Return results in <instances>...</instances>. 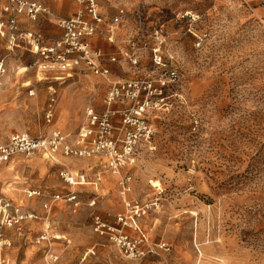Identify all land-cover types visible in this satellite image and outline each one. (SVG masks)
Returning <instances> with one entry per match:
<instances>
[{
  "label": "rangeland",
  "instance_id": "rangeland-1",
  "mask_svg": "<svg viewBox=\"0 0 264 264\" xmlns=\"http://www.w3.org/2000/svg\"><path fill=\"white\" fill-rule=\"evenodd\" d=\"M100 4L107 21L125 9L115 42L104 31L94 36L107 55L118 57L107 62L109 79L166 82L150 93L148 122L154 134L140 141L134 162L122 170L132 175L127 199L150 206L145 215L134 217L138 235L145 234L149 245L167 242L171 250L132 259L95 233L92 210L113 223L126 202L119 176L95 179L98 158L61 154L54 162L41 154H20L2 166L0 199L39 217L26 224L28 238L8 231L11 244L0 250V260L50 264L47 248H52L60 255L57 264H264V0ZM44 19L38 27L55 35L43 28L53 16ZM130 36L141 58L137 67L123 54L130 49ZM0 43L6 65L0 72L1 141L16 133L49 134L55 129L75 135L88 107H106V78L84 72L65 80L54 74L38 76L36 55L24 47L8 51L6 41ZM158 55L164 65L156 63ZM172 69L177 70L174 77ZM53 92L55 116L47 122L45 109ZM63 168L85 172L89 179L72 186L61 178ZM32 188L62 194L75 190L81 206L74 211L60 200L47 215L42 198L28 197ZM93 197L97 204L90 207ZM46 229L51 241L36 243Z\"/></svg>",
  "mask_w": 264,
  "mask_h": 264
},
{
  "label": "built area",
  "instance_id": "built-area-1",
  "mask_svg": "<svg viewBox=\"0 0 264 264\" xmlns=\"http://www.w3.org/2000/svg\"><path fill=\"white\" fill-rule=\"evenodd\" d=\"M71 1L78 2L80 8L75 14L58 20L61 35L48 43L37 33L26 30L21 21L22 17L37 21L42 14H49L45 0H0V39L6 41L8 51L12 52L14 47H24L36 55L37 71L46 76L54 74L72 77L77 72H84L106 78L110 82L105 98L106 107L102 111L88 107L85 121L75 135L55 129L49 134L31 135L24 132L13 134L7 142L0 140V173L5 163L20 154H41L51 161H57L61 154L77 158H98L102 169L98 170L99 165L93 167L95 179L101 180L106 172L119 176L120 193L124 195L126 202L125 211L118 213L113 223L95 213L92 220L95 233L106 236L124 255L132 259H141L157 249L170 251L171 246L167 242L149 245L147 237H133L127 231V228L138 229L134 217L145 215L150 206L127 199L126 196L132 189V175L128 170H122L123 166L134 162L140 141H149L153 136L154 129L148 122L149 110L153 104L150 93L157 91V87H163L166 82L160 80L157 85L150 77L110 80L112 75L107 62L116 61L118 57L107 55L93 47L90 39L104 31L110 41L115 40V32L122 22L125 9L119 8L118 13L107 21L100 0ZM128 45L130 49L123 51V54L131 66L137 67L141 58L134 46L133 37L128 39ZM155 59L158 65H164L161 55ZM5 71V58L0 43V72ZM169 73L174 77L177 70L172 69ZM31 94H34L33 90ZM55 101L53 92L45 109L47 122H51L55 116ZM60 175L72 186L85 184L89 179L85 172H75L69 168L61 169ZM34 196L45 198L43 206L48 211L47 215L54 203L60 200L69 202L74 211L80 208L82 202L75 190L62 194L49 193L41 188L29 189L28 197ZM96 204L95 197L89 199L88 206L94 207ZM37 217L39 216L34 211L24 210L22 205L10 199H0V250L11 244L5 235L6 229H14L23 234L27 222ZM47 229L35 237L36 243L51 241L52 236ZM47 259L50 264H57L60 255L52 248H47Z\"/></svg>",
  "mask_w": 264,
  "mask_h": 264
},
{
  "label": "crops",
  "instance_id": "crops-1",
  "mask_svg": "<svg viewBox=\"0 0 264 264\" xmlns=\"http://www.w3.org/2000/svg\"><path fill=\"white\" fill-rule=\"evenodd\" d=\"M46 2H45V4H46V6L48 7V11L50 12L49 14L48 13H44V14H42L40 17H39V20H37V21H30L29 20V18H26V17H22L23 19H21V21H22V23H23V27L26 29V30H31V31H33L34 33H37L40 37H43L42 39H44L46 42L48 41V43H50V42H52V41H54L55 39H57V38H59V36L61 35V32H62V30H61V28H60V26H59V24L57 25L56 23H53V22H58V20H60V18H67V17H69V16H71V15H73V14H75L77 11H78V9L80 8V4L78 3V2H74V1H71V0H65V1H58V0H45ZM53 16V18L54 19H51L53 22L52 23H47V24H44L43 25V28H45L46 29V31H47V33H53V34H55V35H51V36H48L49 34H46V33H44L42 30H41V28L40 27H38V23H40L42 20H45L44 18H46V16ZM47 20V19H46ZM117 30H118V28H117ZM116 30V31H117ZM57 34V35H56ZM96 36V35H95ZM130 37H132V36H130ZM129 37V38H130ZM128 38V39H129ZM114 39L116 40V32H115V36H114ZM91 40V44H92V46L93 47H95V48H97V49H100V50H102L103 52H105L100 46H98L95 42H94V36L90 39ZM115 40H113V41H110V39H109V41L110 42H115ZM127 42H128V40H127ZM19 48H21V47H19ZM23 48V47H22ZM58 77H60V76H58ZM67 78H69V77H60V80H65V79H67ZM67 114V113H66ZM45 157V156H44ZM46 158V157H45ZM47 159V158H46ZM47 160H49V159H47ZM49 161H51V160H49ZM55 162V161H54ZM97 163L98 164H96V165H99V167H98V169L100 168V169H102V166L99 164V159L97 160ZM129 164H132V163H129ZM106 174H110V173H108V172H106V173H104L103 175H102V180L101 181H104L105 180V175ZM0 177H1V173H0ZM2 180V179H1ZM1 180H0V182H1ZM109 181V184L111 185L113 182V178L112 177H110L109 176V179H108ZM105 188H106V185H105ZM31 198H42V197H37V196H34V197H31ZM62 201V200H61ZM64 201V200H63ZM45 202V198H42V206H43V203ZM58 202H60V201H58ZM58 202H56V203H58ZM65 202V201H64ZM67 202V201H66ZM56 203H54V205L56 204ZM68 203V202H67ZM53 205V206H54ZM53 206H52V208H53ZM43 208L45 209V211L46 212H48L47 211V209L43 206ZM52 208H51V210H52ZM50 213H51V211H50ZM49 213V214H50ZM96 213H98V212H96ZM95 214V211L94 210H92V213H91V216H92V218H93V215ZM118 214V213H117ZM116 214V215H117ZM116 215H115V219H116ZM94 219V218H93ZM92 219V220H93ZM34 220V219H33ZM30 221H32V220H30ZM29 222V221H28ZM27 222V223H28ZM128 229V231L129 232H131L130 234H131V236H133V237H141L140 235H138V232H141V230H140V228L138 227V229H131V228H127ZM10 229H6V231H5V235L6 236H8L7 235V233H8V231H9ZM31 232V229L29 228V227H27L26 226V231L23 233L24 234V236H26V238H28V236H27V234L28 233H30ZM142 236H145V234H142ZM61 238H64L65 239V241H67L68 242V240L65 238V236L63 235ZM165 251V250H164ZM0 264H6V261L5 260H0Z\"/></svg>",
  "mask_w": 264,
  "mask_h": 264
},
{
  "label": "bare ground",
  "instance_id": "bare-ground-1",
  "mask_svg": "<svg viewBox=\"0 0 264 264\" xmlns=\"http://www.w3.org/2000/svg\"><path fill=\"white\" fill-rule=\"evenodd\" d=\"M24 69H27L26 67H24ZM40 71H38V76H40ZM73 77V76H72ZM30 83H31V81H30ZM25 84H29V82H26ZM30 85V84H29ZM67 164V163H66ZM48 225V224H47ZM47 225H46V228H47Z\"/></svg>",
  "mask_w": 264,
  "mask_h": 264
}]
</instances>
